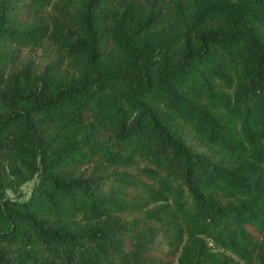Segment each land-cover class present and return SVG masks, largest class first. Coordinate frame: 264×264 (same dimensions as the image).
Here are the masks:
<instances>
[{
    "label": "trees",
    "instance_id": "trees-1",
    "mask_svg": "<svg viewBox=\"0 0 264 264\" xmlns=\"http://www.w3.org/2000/svg\"><path fill=\"white\" fill-rule=\"evenodd\" d=\"M0 264H264V0H0Z\"/></svg>",
    "mask_w": 264,
    "mask_h": 264
}]
</instances>
